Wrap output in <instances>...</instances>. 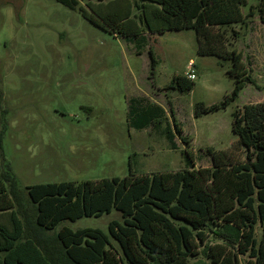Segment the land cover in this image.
Masks as SVG:
<instances>
[{
	"label": "rangeland",
	"instance_id": "rangeland-1",
	"mask_svg": "<svg viewBox=\"0 0 264 264\" xmlns=\"http://www.w3.org/2000/svg\"><path fill=\"white\" fill-rule=\"evenodd\" d=\"M112 1L91 0L89 6L85 1L71 10L54 0H0L2 152L22 189L123 178L130 171L151 175L183 170L186 146L174 133L171 110L182 136L190 141L194 168H209L207 148L234 151V112L264 102V24L257 15L244 25L227 27L225 34L227 49L241 52L254 83L226 108L195 117L197 104L219 105L232 94L238 82L229 74L232 61L199 55L190 29L160 35L145 31L146 43L137 54L122 35L102 30L83 16V11L97 17L111 12ZM252 5L256 0H248L243 12ZM135 16L133 8L130 19ZM150 48L157 63L153 74ZM189 63L195 67L193 88L184 93L166 90L174 76H186ZM132 97L163 108L177 149L170 148L163 134L166 122L142 130L129 125L127 102ZM120 219L112 209L63 226L71 231L99 230L107 236L109 223ZM255 233L258 239V226ZM188 264L210 262L199 255Z\"/></svg>",
	"mask_w": 264,
	"mask_h": 264
},
{
	"label": "trees",
	"instance_id": "trees-1",
	"mask_svg": "<svg viewBox=\"0 0 264 264\" xmlns=\"http://www.w3.org/2000/svg\"><path fill=\"white\" fill-rule=\"evenodd\" d=\"M54 1L71 10L81 8V2L91 4V0ZM247 2L135 0L125 6L113 0L111 12L97 17L83 11V16L102 30L122 35L137 54L146 43L145 31L160 35L190 29L196 34L199 55L231 60L229 74L238 78L232 94L219 105L197 104L195 117H199L226 108L254 83L241 52L228 50L225 37L227 27L244 25L256 15L264 24V0H256L244 13ZM133 8L141 27L130 19ZM148 54L152 72L157 63L151 48ZM193 86L194 81L178 75L165 89L184 93ZM127 103V121L136 130L167 123L161 106L137 97ZM170 115L174 133L186 146L183 170L151 175L130 171L123 178L24 189L3 157L0 132V264H188L199 255L210 264H264V102L234 112L232 132L237 140L230 147L234 151L207 148L209 168H194L187 148L190 141L182 136L173 110ZM174 133L167 123L163 134L173 150L177 149ZM112 209L121 219L109 223L107 236L99 230L71 231L63 226Z\"/></svg>",
	"mask_w": 264,
	"mask_h": 264
},
{
	"label": "built area",
	"instance_id": "built-area-1",
	"mask_svg": "<svg viewBox=\"0 0 264 264\" xmlns=\"http://www.w3.org/2000/svg\"><path fill=\"white\" fill-rule=\"evenodd\" d=\"M186 77L187 79L194 81L195 80V67L193 64L189 63L187 65Z\"/></svg>",
	"mask_w": 264,
	"mask_h": 264
}]
</instances>
